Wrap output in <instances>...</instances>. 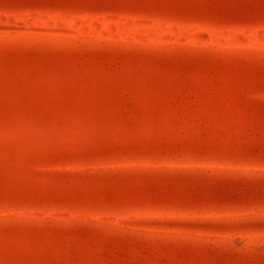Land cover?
<instances>
[{
  "label": "rangeland",
  "instance_id": "rangeland-1",
  "mask_svg": "<svg viewBox=\"0 0 264 264\" xmlns=\"http://www.w3.org/2000/svg\"><path fill=\"white\" fill-rule=\"evenodd\" d=\"M0 264H264V0H0Z\"/></svg>",
  "mask_w": 264,
  "mask_h": 264
}]
</instances>
